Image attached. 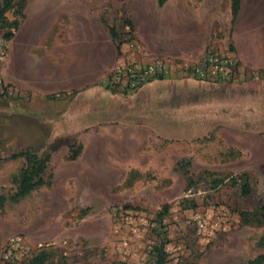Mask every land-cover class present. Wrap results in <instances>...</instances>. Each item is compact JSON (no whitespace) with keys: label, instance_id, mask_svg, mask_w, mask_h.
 I'll return each instance as SVG.
<instances>
[{"label":"rangeland","instance_id":"obj_1","mask_svg":"<svg viewBox=\"0 0 264 264\" xmlns=\"http://www.w3.org/2000/svg\"><path fill=\"white\" fill-rule=\"evenodd\" d=\"M230 5V0H164L161 6L159 0H103L97 9L119 30L134 15L141 24L147 14L154 16L155 28L164 34L153 43L160 55L144 50L130 33L126 45L135 41L146 58L180 64L182 56L192 57H187L192 51L180 49L187 34L192 46L234 53ZM239 12L244 27L256 23L264 29V0H240ZM10 14L13 21V10ZM160 16L163 24L158 25ZM45 32L40 29V38ZM35 45L34 54L44 56L48 43ZM258 75L264 78L263 72ZM7 84L17 95L0 96V264H29L41 253L48 256L44 264H147L159 241L167 264H249L264 254V87L247 82L208 87L196 96L172 88L160 104L127 108L130 115L122 117L107 102L68 107L77 92L39 94ZM223 106L231 114L213 115V107ZM140 122L169 136L223 124L199 147L152 140L161 150L167 146L164 169L154 170L163 156L145 154L143 166L150 169L121 171L118 179L82 177L85 135ZM219 130L222 138L216 137ZM26 148L50 152L44 184L14 198L25 159L6 158ZM102 152L110 162L108 149ZM244 181L248 195L242 192ZM114 182L120 185L109 184ZM203 221L214 230L204 240L197 232Z\"/></svg>","mask_w":264,"mask_h":264},{"label":"crops","instance_id":"obj_2","mask_svg":"<svg viewBox=\"0 0 264 264\" xmlns=\"http://www.w3.org/2000/svg\"><path fill=\"white\" fill-rule=\"evenodd\" d=\"M102 5L103 0H26L21 16H15L19 22L18 27L13 31L12 39L8 41V56L2 67L5 81L14 83L21 91L39 94L77 92L70 100L68 107L78 102L86 107L92 103L107 102L112 105L110 108L121 113L122 117L130 115L127 113V108L133 110L148 103L153 105L156 101L160 104L162 94L172 88L177 92L180 90L183 96H191L192 93L196 96L208 91V87L230 85L235 87L246 82L264 87V78L258 75V72H264V29L256 23H249L244 27L239 18H236L233 45L234 54L240 62V70L238 77L232 83L214 85L198 82L184 78L178 72L169 78L149 82L134 93L122 95L108 91L106 84L114 66L121 56L127 55L128 34L130 33L144 50L153 52L154 57L160 55L155 44L164 34L159 27V30L155 28L154 16L148 14L143 21L144 24H141L138 16L134 15L130 18L131 27L125 24L119 30V26L112 24V19L110 22L106 21L108 19L104 17L103 9H97ZM6 17L9 21L13 18L12 14L8 16L7 13ZM104 22L108 23L104 24ZM158 23V25L163 24L161 16ZM42 28L46 29V36L40 38L39 31ZM109 28H114L120 34L122 43L119 48L110 35ZM44 40L48 46L45 55L40 57L34 54L38 50L35 44ZM181 40L185 43L180 49L192 51L187 54V57L192 56L191 59L181 57L184 61L197 60L206 50L205 45L202 44L192 46L193 41L189 34L182 36ZM185 107L187 108L188 105ZM215 108H212V113L217 114L218 117L231 114L228 107ZM219 110L221 113L216 112ZM138 124L141 122L134 126L120 124L117 127H111L109 131L103 128L95 129L85 135V141H81L83 144L80 159L82 177L118 179L123 177L120 174L121 171L150 169L143 166L145 154L163 156V163L159 160L158 166L151 168L164 169L167 146L161 150L160 145L151 143L152 140L175 139L179 141L178 144L176 143L178 147H199L201 142L205 143V140L209 138L211 131L221 127L223 123L212 126L209 130L195 132L192 135L182 134V136L177 133L169 136L165 131L160 133L161 130L152 126L144 128V125ZM216 135L217 138H222L224 133L219 130ZM103 147H106L112 156L110 162L106 160V154L102 152ZM119 159L122 164L118 163ZM208 162L209 160L204 161L206 164ZM208 168L210 167L206 166L203 169ZM109 184L120 185L119 182Z\"/></svg>","mask_w":264,"mask_h":264},{"label":"built area","instance_id":"obj_3","mask_svg":"<svg viewBox=\"0 0 264 264\" xmlns=\"http://www.w3.org/2000/svg\"><path fill=\"white\" fill-rule=\"evenodd\" d=\"M126 57H120L114 66L106 87L118 93L130 94L154 80L166 79L175 73L198 82L222 85L232 83L239 75L240 62L230 50L207 48L197 60H180V64L171 58L147 60L142 47L135 41L128 46ZM8 56V41L0 38V96L17 95L3 77V65ZM180 67L179 69L177 67ZM213 229L205 221L198 224V235L204 240L213 234Z\"/></svg>","mask_w":264,"mask_h":264},{"label":"trees","instance_id":"obj_4","mask_svg":"<svg viewBox=\"0 0 264 264\" xmlns=\"http://www.w3.org/2000/svg\"><path fill=\"white\" fill-rule=\"evenodd\" d=\"M21 3L18 4L17 0H3L0 3V31L4 30L5 33L2 35V38L6 41H10L13 37V31H15L18 27V20L14 19L13 21H9L6 17V13L10 10H13V14L15 16H21V12L23 10L24 4L26 0H20ZM230 10L232 12V21L233 24L238 16L240 10V0H230ZM164 0H159V5L163 4ZM127 25L131 27V23L127 22ZM109 33L112 38L117 42V47H120L121 39L120 34H118L114 28H109ZM130 40V38H129ZM232 48H230V51ZM264 74V72H263ZM107 88V87H106ZM108 89V88H107ZM110 92H115L114 90H110ZM77 152L72 154V158H75ZM25 159V167L22 169L19 179L16 181V193L14 198H20L31 192L32 190L42 186L44 184L43 174L47 166V162L50 158V152H46L42 155L39 154L38 148H26L19 153L13 154L6 158L7 160H13L17 158ZM242 192L245 195L250 193L249 185L247 181H244L242 185ZM46 253H41L35 256L29 264H44L47 261ZM167 254L164 250V243L159 241L153 247L151 252V258L147 262V264H167ZM191 264H195L194 262ZM249 264H264V254L258 256L253 261L249 262Z\"/></svg>","mask_w":264,"mask_h":264}]
</instances>
